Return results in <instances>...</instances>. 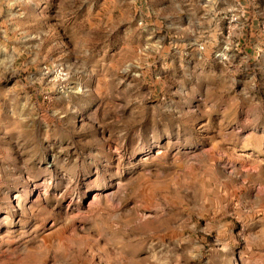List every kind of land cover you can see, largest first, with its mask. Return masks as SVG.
<instances>
[{
	"label": "rangeland",
	"instance_id": "374dc122",
	"mask_svg": "<svg viewBox=\"0 0 264 264\" xmlns=\"http://www.w3.org/2000/svg\"><path fill=\"white\" fill-rule=\"evenodd\" d=\"M0 264H264V0H0Z\"/></svg>",
	"mask_w": 264,
	"mask_h": 264
}]
</instances>
